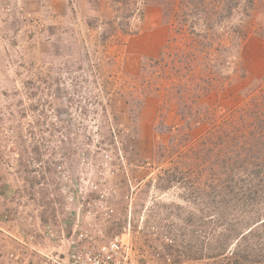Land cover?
Wrapping results in <instances>:
<instances>
[{
    "label": "rangeland",
    "instance_id": "obj_1",
    "mask_svg": "<svg viewBox=\"0 0 264 264\" xmlns=\"http://www.w3.org/2000/svg\"><path fill=\"white\" fill-rule=\"evenodd\" d=\"M257 162L264 0H0L1 227L218 264L209 189Z\"/></svg>",
    "mask_w": 264,
    "mask_h": 264
},
{
    "label": "trees",
    "instance_id": "obj_2",
    "mask_svg": "<svg viewBox=\"0 0 264 264\" xmlns=\"http://www.w3.org/2000/svg\"><path fill=\"white\" fill-rule=\"evenodd\" d=\"M251 126L255 127V124ZM224 173L225 175H215V184L208 192L216 211L214 219L211 218L213 229L215 227L214 237L208 242V247L214 251L209 253V257L228 256L231 252L230 256L219 260L218 264H264V171L259 169L257 162L254 163L252 172H235L229 169ZM167 176L169 178L163 187L171 186L174 182L175 175L168 173ZM221 178L222 180L217 182ZM162 185L161 183L159 187ZM203 190L202 193L208 191L205 188ZM205 195L207 197V194ZM235 211L239 215H236ZM198 214V218H186L184 226L188 227L192 223L198 231L202 230L204 224L199 218L203 217ZM230 215H233V218H230ZM220 225L222 229L217 232L216 228ZM176 237L174 234L172 239L175 240ZM184 246L187 248L188 245L184 243ZM197 252L199 256H204L202 246ZM261 255L262 257H259Z\"/></svg>",
    "mask_w": 264,
    "mask_h": 264
},
{
    "label": "built area",
    "instance_id": "obj_3",
    "mask_svg": "<svg viewBox=\"0 0 264 264\" xmlns=\"http://www.w3.org/2000/svg\"><path fill=\"white\" fill-rule=\"evenodd\" d=\"M8 234L17 242L10 258L18 264H127L129 260L127 249L121 235L116 234L107 241L93 245L89 232L74 229L66 234L57 226L47 224L40 231L50 244L42 249L32 245L36 232L15 231ZM33 253L40 259L31 260Z\"/></svg>",
    "mask_w": 264,
    "mask_h": 264
},
{
    "label": "crops",
    "instance_id": "obj_4",
    "mask_svg": "<svg viewBox=\"0 0 264 264\" xmlns=\"http://www.w3.org/2000/svg\"><path fill=\"white\" fill-rule=\"evenodd\" d=\"M2 224L3 227L0 226V264H18L10 258V253L13 249H17L18 244L16 241L13 240V238L8 234V232H15V229H11V227L8 226V223L3 222ZM19 229L20 228L18 227V230L16 229V231H19ZM44 242L47 243L46 240H43L41 234L36 233V237L35 240L32 242V245L36 248L42 249L44 246H46ZM29 257L31 258V260L40 259V256L35 253H33Z\"/></svg>",
    "mask_w": 264,
    "mask_h": 264
}]
</instances>
